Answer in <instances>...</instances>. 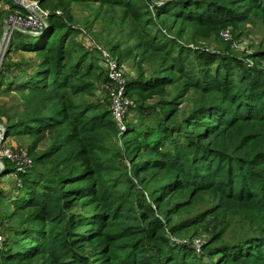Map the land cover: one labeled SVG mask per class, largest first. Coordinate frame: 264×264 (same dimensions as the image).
Wrapping results in <instances>:
<instances>
[{
	"label": "trees",
	"instance_id": "obj_1",
	"mask_svg": "<svg viewBox=\"0 0 264 264\" xmlns=\"http://www.w3.org/2000/svg\"><path fill=\"white\" fill-rule=\"evenodd\" d=\"M57 1L37 34L16 31L29 37L22 49L39 53V62L21 81L13 79L4 88L20 91L25 108L18 116L7 114L6 132L33 133L30 154L46 131L52 136L45 150L32 155L35 165L18 170L12 161H4L0 175L16 171L23 181L17 197L7 199L14 206L9 216L18 217L0 250V264H229V260L234 263L253 256L249 249L238 253L231 242L210 248V243L205 244L199 254L188 243L172 241L169 233H178L190 221H204L214 211L244 213L251 209L264 215V67L235 55L193 49L162 29H153L156 22L143 0L137 4L138 12L136 0H95L121 7L137 23L144 16L140 23L144 38L136 46L144 54L163 59L159 73L127 84L128 95L129 85L144 92L177 83L179 74L189 77L185 83L200 94L198 104L181 119L174 117V108L185 95L182 87L176 97L158 103L167 108L147 105L141 95L136 104L139 115L156 113L153 117L159 118L141 129L139 124L126 122L125 132L145 131L153 140L139 142L136 133L128 140L135 139L131 145L133 154L137 153L132 159L134 173L148 187L141 189L128 174L113 176L116 165L105 161L104 141L118 129L117 124L110 107L81 97L89 87L78 80L91 72L92 59L84 53L68 56L67 39L78 29L56 13L61 6V0ZM174 1L183 4L182 8L194 4L200 13L193 18L204 24L243 21L253 11L264 16V0ZM155 9L158 17L182 13L180 5H155ZM56 31L60 34L52 42ZM88 60L91 64L84 68ZM11 66L5 64L1 74ZM92 109L96 111L88 114ZM146 148L155 153L139 161L138 153ZM85 155L87 165L74 167ZM43 161L49 166L38 167ZM208 190L219 197L215 206L183 221L173 220L174 208L186 201L178 199L172 204L176 195L189 197L193 191ZM2 192L0 207L6 201ZM254 234L236 242L264 247V234ZM220 255L221 262L213 260Z\"/></svg>",
	"mask_w": 264,
	"mask_h": 264
},
{
	"label": "rangeland",
	"instance_id": "obj_2",
	"mask_svg": "<svg viewBox=\"0 0 264 264\" xmlns=\"http://www.w3.org/2000/svg\"><path fill=\"white\" fill-rule=\"evenodd\" d=\"M31 1H39L40 3L41 0ZM58 2L57 0H46L43 4L40 3V6L43 10L50 12L52 10L51 8L55 7L54 4ZM139 2L141 0H136V5L134 6L136 8L135 12H138L137 10L139 8H137V4ZM143 2L148 5L151 16L156 22V25L152 27L153 29L160 28L166 34L175 37L181 43L193 49L199 48L211 53L227 54V56L229 54L235 55L246 58L249 64L257 63L259 66L264 67V56L259 55V53L264 52V16L261 13L253 11L249 18L243 21L234 20L223 24H204L196 22L193 18L194 14H199L200 12H197L196 6L192 3H187L185 8H182L184 5L174 0H143ZM165 4L171 7H179L180 5L182 13L179 14L178 12L176 15H170L169 17H158L155 5L160 7ZM17 5L21 6L22 9L18 8ZM57 10L61 11L60 16H65L78 29L77 32L71 34L67 39L66 47L69 50L68 56L74 58L84 53L85 57L90 56V61L92 59V66H88L91 64L89 60L83 65L84 68L87 66L90 67L88 70L91 72L78 80L86 81L89 87V92L81 96L86 101L102 103L111 108L110 92L107 88L108 78L107 80L105 79L108 71L101 60V50L99 47L111 52L114 57H118L122 63L128 84H131L133 79L149 78L160 72L163 66V59L158 57L157 54H144V49H138L136 46L137 41L140 38H144L142 25L140 24L144 23V16L139 18L140 23H137L138 21L134 20L132 15L127 16L121 7H112L95 0H61V6H58L55 11ZM17 11L27 12L28 10L19 0H0V40L4 36L6 18ZM186 11L189 12V15L185 13ZM150 27L148 26L146 29L150 30ZM24 34L16 31L13 32L4 50L2 61L0 62V77L3 80V83L0 84V123L4 126V129L0 130V135H2L0 139L2 144L6 143L16 147H23L30 151L32 150L31 143L36 136L33 133H26L24 135L17 133L8 134L5 126L7 114H17L18 116L25 108L22 104V94L20 91L16 89L5 90L4 88L13 79L21 81L27 73L34 71L36 64L39 62V53L24 51L22 49V42L29 38ZM59 34L60 31H56L53 34L51 37L52 42H55V38ZM70 52L73 53L71 56ZM195 57V54H193L192 58L195 59ZM4 62L12 66L2 75L1 70L5 65ZM178 76L177 83L167 84L161 88L148 89L144 92L134 88L133 85H129L131 89L129 96L133 99L134 105L129 107L126 112V122L130 121L139 124L140 129L143 127L148 128L150 125L156 123L159 120L158 117H153L156 113L146 116L139 115L136 104L140 101L141 95L145 97L144 100L147 105L156 107V109L161 106L167 108L169 107L167 104L159 105L158 103L176 97V93L180 91L181 87L184 89L185 95L180 97L181 100H177L178 103L174 108L177 110L174 117L181 119L186 112L192 110L198 104L200 94L191 87L189 82L185 83L189 77L184 74H179ZM76 78L74 76L73 79L75 80ZM16 81L13 85L17 83ZM92 111L96 110L92 109L88 111V114L92 113ZM69 125L71 126L72 124L69 123ZM116 126L118 129L112 130L107 141H104L107 147L104 155H108L105 161L116 165L111 174L116 176V178L119 176L125 177L128 174L141 189L146 190L148 188L146 184L140 180V176L134 173V162L132 159L137 153L133 154L131 145L135 139H131L133 141L132 143L128 140L134 133H136L135 135L139 142L144 140L150 144L153 143V140L151 142V137L145 131L125 132V130H120L118 124ZM45 136L33 148L31 155H36L37 152L46 149L52 135L46 131ZM149 153L154 154L155 151L147 149L145 152L138 153L137 159L139 161L145 160L146 157L144 155H149ZM87 162L88 157L85 155L84 159H77L74 167H85ZM49 164V162L43 161L38 164V167L46 168ZM32 165H35V161H33ZM13 175H15L16 179L14 178L13 187L7 193V196L11 199L17 197V193L19 194V189L21 188L20 186H22L21 181H23V178H20V175L16 171L13 172ZM178 199L182 200L181 202L186 201L183 205L174 208L175 214L173 215V220L177 222L196 216L197 212L199 213L205 211L208 207L215 206L219 197L210 190L193 191L189 197H185L184 194L176 195L172 204ZM5 200L1 206L2 208L0 207V226L4 229L6 236H8L12 230L11 225L13 222H16L15 220L18 216H13L12 218L9 216L14 206L9 201L7 202V198ZM29 211L30 208L25 209L23 213H28ZM205 217L206 219L204 221L200 219L198 222L193 220L186 223L185 228L178 231V233L172 234L170 232L172 241L175 243H188V246L192 250L195 248L199 254L205 251V244L210 243L207 246V248H210L231 242V247L238 253H246L249 249L254 255L241 257L235 260L234 263L233 260H229L231 262L229 264H264V256H259V254L264 255V247L262 244L246 242L242 245L236 242L242 241V238L252 233H255L254 235L264 234L263 214H258L250 209L244 213L214 211ZM215 234L219 236L215 240H211ZM256 247L260 248L258 249L260 252L256 250ZM208 255L210 256V254ZM216 259L218 262H221V255L220 257L215 256L213 260L216 261Z\"/></svg>",
	"mask_w": 264,
	"mask_h": 264
},
{
	"label": "built area",
	"instance_id": "obj_3",
	"mask_svg": "<svg viewBox=\"0 0 264 264\" xmlns=\"http://www.w3.org/2000/svg\"><path fill=\"white\" fill-rule=\"evenodd\" d=\"M21 3L28 11L24 13L17 11L9 15L5 20L4 36L0 40V62L2 61L7 43L14 31L37 34L40 29L47 24L46 20L50 12L43 10L39 1L23 0ZM56 13L60 15L61 11L57 10ZM6 34L8 35L5 40ZM99 49L101 50V60L108 71L107 88L110 92L112 117L119 125L120 130L124 131L126 129V112L129 107L134 105L133 99L127 94L128 81L124 74L122 63L119 61L118 57H114L111 52L103 48L99 47ZM2 129H4V126L0 123V130ZM4 159L12 161L18 170L26 165L33 164V156L28 149L8 145L6 143L2 144L0 139V167L3 166V168ZM5 239L6 233L0 226V250L4 246Z\"/></svg>",
	"mask_w": 264,
	"mask_h": 264
},
{
	"label": "crops",
	"instance_id": "obj_4",
	"mask_svg": "<svg viewBox=\"0 0 264 264\" xmlns=\"http://www.w3.org/2000/svg\"><path fill=\"white\" fill-rule=\"evenodd\" d=\"M13 172L14 171L0 175V189H2V191H3L2 194L4 196L6 195L5 197L8 200H12L11 198H9L7 196V193H9L10 190L12 189V187H13L14 178L16 179L15 175H13Z\"/></svg>",
	"mask_w": 264,
	"mask_h": 264
},
{
	"label": "water",
	"instance_id": "obj_5",
	"mask_svg": "<svg viewBox=\"0 0 264 264\" xmlns=\"http://www.w3.org/2000/svg\"><path fill=\"white\" fill-rule=\"evenodd\" d=\"M19 1L22 2L23 0H19ZM7 35H8V34L5 35V40L7 39ZM2 165H3V164H2ZM2 169H3V166L0 167V171H1Z\"/></svg>",
	"mask_w": 264,
	"mask_h": 264
}]
</instances>
